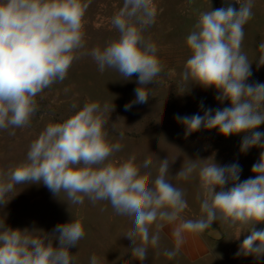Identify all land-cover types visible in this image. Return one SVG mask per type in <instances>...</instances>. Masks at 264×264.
<instances>
[{
    "label": "clouds",
    "instance_id": "1",
    "mask_svg": "<svg viewBox=\"0 0 264 264\" xmlns=\"http://www.w3.org/2000/svg\"><path fill=\"white\" fill-rule=\"evenodd\" d=\"M194 3V0H189ZM90 0H0V130L29 127L38 112L36 97L54 84L62 83L73 63L82 55L90 56L103 73L114 69L125 81L137 76L135 99L126 103L149 101V85L158 84L163 64L157 45L143 33L156 20L153 0H123L111 24L118 32L101 48L85 50L84 17ZM226 7L198 13L186 36L189 50L180 79L178 94H189L194 86L214 88L216 100L229 107L205 108L199 113L175 119L185 136L201 130L218 129L225 137L243 133L240 152L253 147L260 152L251 168L252 176L240 181L238 163L221 166L214 159H189L175 178H198L200 213L197 219H184L188 208L183 189L170 182V164L160 160L155 179L152 159L137 163L135 154L126 160H113L122 150L111 142L106 131L114 107L99 101H85L63 122L49 123L33 140L26 160L0 170V205L16 185L43 184L58 198L63 192L71 204L107 201L117 215L130 218L126 236L132 244V259L145 261L148 247L159 248L165 223L176 225L172 231L174 248L163 254L173 259L185 233L203 234L216 222L236 232L250 234L240 245L237 256H264V133L255 131L264 124V83H248L252 76L247 54L242 50L244 27L253 18L255 0H225ZM257 67L264 66V41ZM67 91V89H65ZM9 135H15L14 131ZM121 138L123 133L120 134ZM219 189V190H217ZM154 227V231H153ZM222 233V232H221ZM219 233V235L221 234ZM80 219L57 224L52 233L25 228L13 229L0 222V264H74L69 249L85 237ZM58 241V245H54ZM90 264H99L93 254Z\"/></svg>",
    "mask_w": 264,
    "mask_h": 264
},
{
    "label": "rangeland",
    "instance_id": "2",
    "mask_svg": "<svg viewBox=\"0 0 264 264\" xmlns=\"http://www.w3.org/2000/svg\"><path fill=\"white\" fill-rule=\"evenodd\" d=\"M157 15L155 23L143 33L157 45L158 56L163 64V72L158 84L149 85L151 94L145 104H135L126 111L124 106L135 99L134 89L138 87L137 76L125 81L114 69L101 73L97 64L88 55H82L75 61L62 83L54 84L36 97L38 112L32 117L29 127L0 130V170L7 171L26 160L30 143L35 140L49 123L63 122L76 109L73 104L82 107L85 101H99L114 107L110 114L106 131L108 139L122 145L113 160H126L135 154L137 163L146 158L153 161L150 166L152 179H155L160 160L170 162V182L185 192L188 208L182 213L184 219H197L200 213L198 178L195 174L189 180L175 178L176 173L189 159H208L221 165L238 163L241 168L240 181L252 176V165L259 160L258 147L240 152L244 134L225 137L218 129L201 130L185 136V127L178 123L175 116H191L199 113L201 102L205 108L217 109L229 107L230 103L216 100L214 88L203 89L194 86L189 94H178L177 81L190 53L186 47V36L196 22L198 13L209 9L226 7L225 0H153ZM123 6V0H90L84 17L85 50L95 46L103 48L106 43L118 37L117 30L111 24L113 15ZM232 6L239 5L232 0ZM254 16L245 25V37L242 50L252 62V76L248 83H264V66L257 67L260 56L258 45L264 41V0H255L252 9ZM67 89V91H65ZM14 131L15 135H9ZM255 131L264 133V124ZM121 133L123 136L121 138ZM219 190V189H217ZM6 205H0V222L13 229H39L52 233L57 224L67 223L71 219H80L84 225L85 237L77 246L69 249L75 256L74 264H90L95 254L99 264H264V256L239 255L243 240L250 234L243 231L238 238L233 229L212 225L221 233L218 240L209 241V256L197 262L188 261L182 254L168 259L164 250H172L174 244L164 234L160 235V247H148L147 259L143 262L132 259L131 241L124 236L132 227L130 218L115 213L110 203L98 201L92 203L86 197L83 204H71L66 194L58 198L41 184L16 185L13 192L6 196ZM166 224V223H165ZM257 230L264 224H257ZM153 227V231H154ZM207 234V233H203ZM216 241L217 243H213ZM58 245V241H54Z\"/></svg>",
    "mask_w": 264,
    "mask_h": 264
},
{
    "label": "crops",
    "instance_id": "3",
    "mask_svg": "<svg viewBox=\"0 0 264 264\" xmlns=\"http://www.w3.org/2000/svg\"><path fill=\"white\" fill-rule=\"evenodd\" d=\"M176 225L166 223L163 227L164 234L174 244L172 231ZM212 238L208 234L185 233V239L181 245V254L190 262H197L209 256L210 242ZM213 243H217L214 241Z\"/></svg>",
    "mask_w": 264,
    "mask_h": 264
},
{
    "label": "water",
    "instance_id": "4",
    "mask_svg": "<svg viewBox=\"0 0 264 264\" xmlns=\"http://www.w3.org/2000/svg\"><path fill=\"white\" fill-rule=\"evenodd\" d=\"M207 234L213 239V240H218L220 239L221 235H219V231L216 229L209 230Z\"/></svg>",
    "mask_w": 264,
    "mask_h": 264
}]
</instances>
